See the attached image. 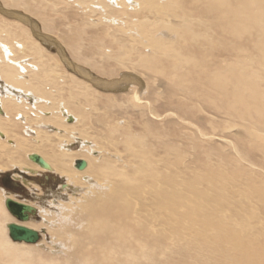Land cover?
<instances>
[{"label":"bare ground","instance_id":"obj_1","mask_svg":"<svg viewBox=\"0 0 264 264\" xmlns=\"http://www.w3.org/2000/svg\"><path fill=\"white\" fill-rule=\"evenodd\" d=\"M68 1L0 0L2 10L20 12L25 17L17 20L0 11V172L17 169L31 176L42 171L56 173L67 183L61 186L63 194L88 189L57 206L58 220L50 224L51 228L49 224L46 227L50 235L47 247L40 244L42 235L36 230L40 224H29L34 217L24 223L15 222L4 211L7 199L26 202L0 198V264H264V186H246L228 198L225 189L234 182L224 184L220 174L219 178L205 175L192 179L191 184L203 186L202 190L193 191L196 203L187 202L184 206L185 217L197 225V229H187H195L197 243L181 246L182 259L161 263L163 257L173 255V212L180 201L187 199L180 194L173 208L172 144L155 137L145 122L140 127L147 132L137 134L129 128L127 119L105 124L111 120L109 109H123V102L113 101L111 96H103L95 89L99 84L115 88L126 84L129 88L121 94L129 95L126 105L139 114L146 111L153 120H162L153 103L139 101L132 95L142 94L144 84L154 87L157 78L169 82L179 77L177 81L181 83L186 75L190 77L192 70L205 66L210 51L222 40L217 41L216 36L224 37L226 31L234 35L241 32L249 39L254 34L260 36L259 41L251 42L250 48L264 64L263 26L258 25L257 30L249 19L241 23L231 20L232 15L245 14L247 18L254 12L263 25L264 0H73L82 8L83 16L72 11ZM57 4L65 6V15L61 16L67 34L60 37L75 64L67 60L60 45L49 36H56L51 26L54 20L43 19L34 9L53 12L62 8L55 7ZM115 11L121 15L117 16ZM34 18L40 21V28ZM90 30L93 35L88 34ZM39 34L47 38L40 41ZM121 40L131 43L130 48H124ZM50 43L58 47L60 59L48 55ZM105 46L115 47L113 57L120 58L115 61L126 68L125 72L127 62L129 67L140 68L143 75L155 79L147 78L146 83L123 72L119 80L106 84L93 77L83 67L113 77V72L98 62L111 61L109 56L96 52L97 47L102 50ZM117 48L121 49L118 54ZM203 78L198 79L201 84ZM230 94L234 98L231 109L245 107L249 111L247 98L259 101V92L243 83L236 84ZM253 104L255 113L262 112L261 105ZM99 105L103 110H99ZM227 144L240 157L234 146ZM81 146L99 151L100 156L84 160L89 150ZM32 154L41 157L50 170L33 162L25 166L24 156ZM77 161H83L85 167L77 169ZM86 172L93 179L82 183ZM23 173L26 185L32 177L22 176ZM259 183L264 185L261 180ZM251 200L259 206L256 211L249 206ZM26 205L37 214L35 207ZM44 215L46 221L48 217ZM257 216L253 230L249 224ZM12 223L35 229L40 235L38 242L27 246L8 241L5 229ZM197 244V253H193ZM58 249L63 253L59 255Z\"/></svg>","mask_w":264,"mask_h":264},{"label":"rangeland","instance_id":"obj_2","mask_svg":"<svg viewBox=\"0 0 264 264\" xmlns=\"http://www.w3.org/2000/svg\"><path fill=\"white\" fill-rule=\"evenodd\" d=\"M64 2H66V0H64ZM68 3H70L72 11L79 14V16L84 15V12L80 10L82 8H78V6H76V1L70 0ZM60 5L62 4H57L55 7L61 8ZM63 6L64 5H62L61 9L58 8L59 10L56 9L53 12H43L41 10H36V8L34 9L41 17H43V19L54 20V24H51V26H53V32L56 34V36H49L60 45L66 58H68L67 60L70 61V63H73L71 62L72 59L69 55V52H67L68 50L66 49V43L63 42L60 37V35L63 37L67 34V29L63 26L65 25V23L62 21L63 16H61L63 14L65 15L63 11L65 6ZM110 7L112 9L114 8V6ZM21 12L23 13V11ZM17 13L21 14L20 12ZM114 13H116L117 16L121 15V13L118 11H115ZM245 16L247 15H232L231 20L236 23H241L245 19H249L257 30L258 25L263 26L262 29H264V24L262 25L258 13L255 14L253 12L249 14L247 18H244ZM94 17L97 18L99 15ZM121 18L125 19L123 16H121ZM33 21H35V23L37 22L36 24L38 28H40V21L37 18H34ZM226 32L227 34H225L224 37L216 36L217 41L221 39L222 40L216 45V49L210 51L209 58L205 59V66L200 67L195 71L192 70L190 77L186 75L185 79H182L181 83L177 81L179 77H173V79L169 82L162 81V79L157 78V83L154 85V87L147 88L144 84L142 88L143 90L141 91L142 94L137 93L136 95H132L135 96L139 101L153 103L156 110L155 112H157L160 117L163 118L162 120H153L151 115H146V111L142 114H139L130 105L127 106L126 102L129 95L128 97L121 95L122 91H126L129 88L127 86L126 89V84L125 86H118L117 88L108 84L110 81L119 80V75L124 73L129 74L135 79H141L146 83H148L147 78H149V81L151 78L155 79L153 76H148L146 74L143 75L142 69L140 68L134 69L133 66L132 68L129 67L127 62H125L124 65L126 64L125 67L128 66V72H125L127 71L126 68L124 69V67H120V64L115 61L119 60L120 58L113 57V54L116 50L115 47L109 48L105 46L102 48V50H99V47L96 48L97 53L103 54L107 57L109 56V58H111L110 63H106L102 59H98V62L104 67V69L111 70L113 72V77L101 76L91 71V69L88 67H83L93 77L97 78L98 80H104V82L109 85L102 86L99 84L98 88H95L101 95H108L109 97H112L110 98L113 101L116 100L117 102H123V109H109L107 114L110 116L108 118H111V120L108 122L106 120L104 122L105 124L113 125L116 123L115 119L121 121L127 119L129 128L135 131L137 134L140 132L146 133L147 131H145V129H141L142 127H140V125L141 123H148L149 128H151V132L155 137H157L159 140L161 139L163 143L168 141L172 144L173 208L176 202L175 199L180 194L183 193L187 199L185 201H180V206L173 212V255L172 257L168 258L163 257V261L161 263L164 261H178L179 257L182 259V257L179 255L181 252V246L187 243H190L191 245L197 243V239L194 235L197 225L195 222H192L185 217L184 208L187 202H191L192 204L196 203V198L193 196V191L203 189L202 185H198V187L196 184H191L193 178L199 177L202 179L205 175L207 178H209V176L219 178L217 174L222 175L224 178V184H226L225 182H234L233 185H229L225 189V193L228 198L238 194L239 191H241L246 186L249 188H252V186L259 188L264 186L259 183L261 180L264 184V174H261L262 172L264 173V64L261 58H259L256 53H254V50L250 48L251 42L259 41L260 36L254 34L253 39H249L248 36L243 35L241 32H238L236 35L229 34L228 31ZM88 34L93 35L94 31L90 30ZM121 44H123L124 48L125 46L130 48L131 45V43H126V40H121ZM47 51L48 55L52 56L54 54V56L57 57L56 44H50ZM119 51H121V49L117 48V54ZM58 58L59 57H57V59ZM62 67V70L67 72V68L63 65ZM188 71L186 70L185 73L187 74ZM233 75L235 77H232ZM201 76L204 77L203 84H201V81L198 80ZM242 83L247 88L252 89L253 91L257 90L259 92V101L253 99L252 97L247 98L246 101L248 105H250L249 111L246 110L245 107L231 109V104L234 102V98L230 93L236 89V84L239 85ZM166 84H169L167 88ZM179 84L182 85V88L178 86ZM198 84L201 85L200 88L198 87ZM251 85H253L252 88ZM255 102L257 105H261L262 112L255 113L253 111L255 107L253 103ZM98 107L99 110H101L102 106L99 105ZM171 114H173V116ZM92 116L94 118L97 117L95 113H93ZM179 119L190 122L192 126L185 125ZM17 121L19 120H16V122ZM197 130H200L205 137L202 136ZM227 143H231L234 146V148L240 154V157H238L237 153L233 151L231 146ZM88 147L89 146H81L80 148L88 151ZM89 152H87V157L84 158L86 161L92 157L94 159V157L98 158L100 156V152L94 149L89 150ZM77 158L81 159L79 157ZM23 159H25V166L31 165L32 162L26 156H24ZM124 162L125 164L129 165L126 160H124ZM249 163L251 164L252 168L250 167ZM72 170L76 172L78 171L73 168V165ZM23 172L22 170L20 171L17 169H10L0 172V198L3 201L5 197H12L19 201L26 202V204L28 203L38 210L37 214L33 216L34 218L30 219L29 224H40V227L36 229L42 235L40 244L47 247L50 243V235L46 227L49 224V227L51 228L50 224H55V222L58 220L57 215L60 210H58L57 206L68 203L70 199L69 197H73V195H78L77 197L81 196L87 191L88 188L85 186L84 188L86 189L84 190L81 188L82 191L78 193L69 191L70 193L68 192V194L67 191H65L64 193L66 194H63L61 186L62 184L64 185L67 183L64 178L60 177L58 174L42 171L39 172V175L31 176L28 175L27 172ZM22 173V176L32 177L31 180H27L28 182L26 185L22 181V179L25 178L21 177L20 174ZM6 174H8L9 177L18 178L16 185H18L17 188H20V190L16 189L14 192L10 190V188H5L1 177ZM81 178L82 183H87V180L93 179V177L90 178V175H88L87 172L82 175ZM247 179L249 180L248 182ZM187 183L190 185L187 186ZM195 186L197 187L195 188ZM217 188H219V185L216 187V189ZM205 191L208 194H212L211 190L209 189H205ZM59 196H61L62 199ZM249 203L250 208L254 209L255 211L256 207L259 209L258 204L254 200H251ZM3 208L6 214L13 219L12 221L16 222V219L8 213L4 203ZM43 213L47 214L48 219H46V221L44 220L46 215L43 216ZM259 216L256 218L254 217L252 223L249 224L253 230L254 228L256 229L254 223ZM259 218H262V216ZM43 220L45 222L42 223ZM7 223L9 222H6L5 224ZM5 224H3L4 229ZM189 226H192L195 229L188 231L187 229ZM5 230L7 235V229ZM243 233L247 234L244 230ZM6 238L11 242L8 235ZM21 244L27 246L29 245L24 243ZM41 248L43 247L41 246ZM52 248L54 249V247ZM198 248V244L195 245L193 253H197ZM48 249V251L51 250L50 248ZM58 251L59 255L63 253V250L58 249Z\"/></svg>","mask_w":264,"mask_h":264},{"label":"water","instance_id":"obj_3","mask_svg":"<svg viewBox=\"0 0 264 264\" xmlns=\"http://www.w3.org/2000/svg\"><path fill=\"white\" fill-rule=\"evenodd\" d=\"M0 11L4 15L11 17L13 19H25V17L21 16L18 13H10L2 10L0 6ZM27 22L30 21L27 19ZM47 37H44L43 35L39 34L38 39L41 41L43 39H46ZM51 44V43H50ZM49 47V46H48ZM58 47H56L57 49ZM71 120V119H70ZM28 159L37 164L39 167L45 169V170H50L49 165L38 155L32 154L28 156ZM75 167L77 169H83L85 167V163L83 161H77L75 163ZM21 175V174H20ZM7 176V177H6ZM8 174L5 175L4 181H10L11 179L14 181H17L16 178L12 177L10 180L8 179ZM10 178V177H9ZM11 182V181H10ZM16 183V182H11V184ZM17 188V187H14ZM13 188V189H14ZM5 208L7 211L13 216L18 222L24 223L29 220L30 217H33L36 210L30 206H27L26 204H21L19 202L7 199L5 200ZM8 230V237L12 242L15 243H25V244H35L38 242L40 235L39 232H36L34 230H31L25 226L18 225V224H8L7 226Z\"/></svg>","mask_w":264,"mask_h":264},{"label":"flooded vegetation","instance_id":"obj_4","mask_svg":"<svg viewBox=\"0 0 264 264\" xmlns=\"http://www.w3.org/2000/svg\"><path fill=\"white\" fill-rule=\"evenodd\" d=\"M6 177H7V176H6ZM4 178H5V175H4L3 177H1L2 181L4 182L3 185L5 186V188H8V189L10 188V190H12V191H14V190H16V189H17V190H20V188H14V187H11V186H16V187H18V185H16V183L11 184L12 181H13V182H17V181L12 180V179H11L12 177L9 178V176H8V179H9V180L11 179V180H10L11 182H10V181H4ZM13 188H14V189H13ZM14 192H15V191H14Z\"/></svg>","mask_w":264,"mask_h":264}]
</instances>
